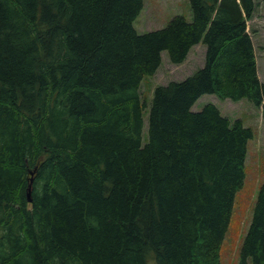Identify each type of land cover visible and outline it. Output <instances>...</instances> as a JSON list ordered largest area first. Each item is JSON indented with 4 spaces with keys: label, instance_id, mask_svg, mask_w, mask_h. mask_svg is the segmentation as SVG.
I'll return each mask as SVG.
<instances>
[{
    "label": "trees",
    "instance_id": "trees-1",
    "mask_svg": "<svg viewBox=\"0 0 264 264\" xmlns=\"http://www.w3.org/2000/svg\"><path fill=\"white\" fill-rule=\"evenodd\" d=\"M258 1L189 0L140 34L144 0H0V264H221L255 135L192 107L247 100L264 123ZM198 44L203 66L144 100L163 53ZM239 264H264V180Z\"/></svg>",
    "mask_w": 264,
    "mask_h": 264
},
{
    "label": "rangeland",
    "instance_id": "rangeland-1",
    "mask_svg": "<svg viewBox=\"0 0 264 264\" xmlns=\"http://www.w3.org/2000/svg\"><path fill=\"white\" fill-rule=\"evenodd\" d=\"M176 15H183L191 21L189 0H144L143 9L134 22V28L140 34L162 29ZM247 30L254 45L258 77L264 83V1H258L252 20L247 22ZM204 62L205 47L202 44L194 46L186 60L178 65L170 63L167 54L163 53L162 64L155 75L144 77L142 81V98L149 102L155 86L184 80L202 67ZM207 103L216 105L220 112L231 120L241 118L244 126L250 127L255 135L254 139L248 142L244 184L235 195L231 220L220 251L221 264H239L241 244L252 219L257 192L264 180V123L260 109L247 100L232 102L206 94L196 101L192 110L199 111ZM146 116L144 112V119ZM148 261L149 264H156L152 258Z\"/></svg>",
    "mask_w": 264,
    "mask_h": 264
},
{
    "label": "bare ground",
    "instance_id": "bare-ground-1",
    "mask_svg": "<svg viewBox=\"0 0 264 264\" xmlns=\"http://www.w3.org/2000/svg\"><path fill=\"white\" fill-rule=\"evenodd\" d=\"M27 199H28L29 202L31 201V190H30V187L27 189ZM18 202H20V201H18Z\"/></svg>",
    "mask_w": 264,
    "mask_h": 264
}]
</instances>
